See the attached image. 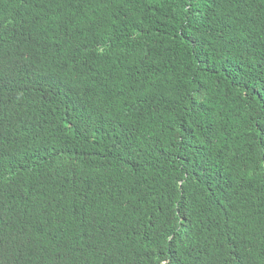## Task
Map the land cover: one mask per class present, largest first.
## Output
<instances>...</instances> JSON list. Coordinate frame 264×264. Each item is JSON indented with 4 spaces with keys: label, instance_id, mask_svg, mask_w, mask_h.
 <instances>
[{
    "label": "trees",
    "instance_id": "1",
    "mask_svg": "<svg viewBox=\"0 0 264 264\" xmlns=\"http://www.w3.org/2000/svg\"><path fill=\"white\" fill-rule=\"evenodd\" d=\"M0 264H264V0H0Z\"/></svg>",
    "mask_w": 264,
    "mask_h": 264
}]
</instances>
